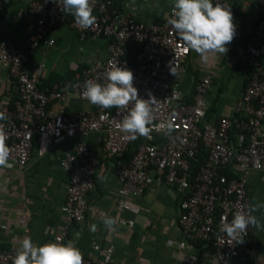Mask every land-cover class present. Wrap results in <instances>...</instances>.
Listing matches in <instances>:
<instances>
[{
	"label": "built area",
	"instance_id": "obj_1",
	"mask_svg": "<svg viewBox=\"0 0 264 264\" xmlns=\"http://www.w3.org/2000/svg\"><path fill=\"white\" fill-rule=\"evenodd\" d=\"M167 1L166 17L160 22L145 23L130 13L111 9L112 0H89L96 18L94 24L81 29L73 20L70 26L81 33L106 38L107 59L103 64L85 68L68 88L44 90L40 88V74L29 71L27 64L39 48L55 44V29L67 21L69 14L65 15L53 0H31L29 13L36 23L30 36L19 44L0 36V75H8V83L16 92L13 106H0V135L9 148V164L19 167H25L30 160L35 134L43 152L50 145L75 140L73 149L60 162L69 174L62 208L65 219L51 242L64 244L75 222L83 221L88 212L94 211L87 195L95 187L100 160L90 151L85 138L103 131L105 156L117 159V202L121 212L138 214L140 209L132 199L142 196L155 180H163L181 196L178 226L182 235L211 247L213 264H231L233 258L258 252L248 242L253 226L237 237L241 243L221 233L219 227L230 222L235 212L252 209L249 177L264 170V14L249 39L236 45L227 57L226 64L231 69L241 66L251 70L233 114L209 122L206 96L212 76L206 75L198 83L192 102H185L182 90L170 82L184 70L191 49L167 22L172 16L171 0ZM262 10L264 13V0ZM131 43L141 45L132 56ZM112 65L132 71L139 98H155L150 105L149 137L128 140L120 131V122L131 103L122 107L119 114L115 108L96 105L89 111L50 114L49 104L66 101L69 92L87 101L82 96L85 81L106 83L103 74ZM168 122L172 124L171 133L156 127ZM135 141H140L136 154L127 160L124 155ZM201 146L208 151V158L198 171H193V160ZM224 170L236 176L229 178ZM119 223L132 227L135 221L120 217ZM15 253V248L0 245V264H12ZM114 253V244H109L99 258L82 256L83 264H115Z\"/></svg>",
	"mask_w": 264,
	"mask_h": 264
},
{
	"label": "crops",
	"instance_id": "obj_2",
	"mask_svg": "<svg viewBox=\"0 0 264 264\" xmlns=\"http://www.w3.org/2000/svg\"><path fill=\"white\" fill-rule=\"evenodd\" d=\"M31 0H0V36L15 44L25 41L32 33L36 19L29 13ZM226 3L233 14L236 35L227 45L226 54H212L207 62L191 50L185 61L184 70L171 79V83L189 99L199 81L206 75L212 76V85L207 93L208 107L215 116H231L236 102L246 88L251 70L238 66H227V57L234 46L245 43L260 19L262 0H219ZM122 12L130 13L145 23L162 21L169 10L167 0H116ZM56 42L42 46L30 58L27 68L38 72L44 87L60 85L59 80L74 76L73 71L103 64L107 59L106 38L81 33L69 24L56 27ZM41 63L44 64L41 67ZM59 78L51 81V77ZM40 82V84H41ZM63 83V82H62ZM64 85V86H63ZM62 89L68 88L64 83ZM44 88V89H45ZM61 89V88H60ZM16 92L8 83V75H0V102L10 104ZM95 105L69 92L66 101L49 104V112L93 110ZM218 119V118H217ZM106 135L103 131L93 132L85 138L90 151L100 160L95 173V187L88 193L87 200L94 211L74 226L65 243L72 240L82 256L99 258L104 248L114 244L115 264H213L212 249L205 243L186 239L179 231L180 194L167 186L163 180L154 183L132 203L140 212H121L117 197L118 177L115 173L116 157L107 158L104 153ZM74 139L50 145L42 151L39 141L34 144L31 157L25 167L0 166V245L17 248L22 239L30 238L39 246L51 242L64 223L62 210L66 199L69 174L60 162L66 152L74 147ZM248 194L253 215L261 228L253 226L248 242L258 249L253 255H242L231 260V264H264V170L249 177ZM105 217L114 218L109 231L103 224ZM133 219L134 226L119 223V218ZM95 231H90L92 225ZM79 232V237L76 232Z\"/></svg>",
	"mask_w": 264,
	"mask_h": 264
},
{
	"label": "clouds",
	"instance_id": "obj_3",
	"mask_svg": "<svg viewBox=\"0 0 264 264\" xmlns=\"http://www.w3.org/2000/svg\"><path fill=\"white\" fill-rule=\"evenodd\" d=\"M66 15L70 14L81 29H87L95 22V16L89 6V0H53ZM62 4V7H61ZM172 16L168 23L184 41L187 48L199 54L202 61L207 62L212 54H226L227 45L236 35L233 14L226 3L219 0H171ZM175 74V69L170 68ZM106 83L94 80L85 81L82 96L90 104L103 109L115 108L119 114L122 107L129 103L132 107L123 116L119 129L125 133V139L135 140L137 136L149 137L152 131V109L155 98L149 95L147 100L138 97V90L133 85V73L126 67L110 66L104 72ZM166 133L172 132V124L161 123L156 126ZM0 166L9 167V148L5 138L0 135ZM258 207H264L259 205ZM249 212L237 211L228 223H221L219 231L229 238L237 239L248 226L261 228L258 219ZM115 220L105 217L103 224L111 231ZM93 224L90 231H95ZM79 232L76 236L79 237ZM237 243H241L237 239ZM12 264H83L80 250L72 240L61 244L48 242L35 245L30 238L21 240Z\"/></svg>",
	"mask_w": 264,
	"mask_h": 264
},
{
	"label": "trees",
	"instance_id": "obj_4",
	"mask_svg": "<svg viewBox=\"0 0 264 264\" xmlns=\"http://www.w3.org/2000/svg\"><path fill=\"white\" fill-rule=\"evenodd\" d=\"M111 9H117L118 11H122L118 7V5L116 4V0H112V7H111ZM263 14L264 13H261L260 19L263 17ZM260 19L257 21L256 25L259 23ZM73 20H74V18L72 17V15L69 14L68 15V18H67V21L65 23H67V24L70 25ZM129 47H130V54L129 55L132 56L135 51H137V50L140 49L141 45L140 44H136V43H133V44L131 43V44H129ZM83 71H84V69H77V70L73 71L74 76L68 77L67 80H65V79L62 78L61 79V82H60L59 78H53L54 76H52L50 78L51 81H53L54 79H57V81L59 80L60 85H57V84L54 85V83H53V84H51V85L48 86V89H46L44 87V84H42V82H41L40 88L41 89H44L45 88L44 90H51V89H54V88H57V89H60L61 88L62 89L61 86L64 83L65 84L68 83L70 85V84H72L73 81H75L76 79L80 78L82 76V74H83ZM250 73H249V75H250ZM198 83L195 84V87H194V89L192 91V94L190 95V98L189 99H184L185 102H192L194 100V96H195V93H196V86L198 85ZM13 104H14V99L11 101L10 106H13ZM1 105L2 104L0 102V106ZM214 112H215L214 107H208V105H207L206 118L208 120H210L211 117L214 115ZM215 118L218 121L221 118V116H218V117L215 116ZM217 121H215V122H217ZM232 136L234 137V133H232ZM33 142H34V144H37L38 143V135L37 134L34 135ZM139 144H140V141H135L134 143H132L131 146L129 147V150L125 153L124 158L127 159V160H131L134 157V155L136 154V151H137V148H138ZM207 158H208V151L206 150V148H204V146H201L199 148L198 153L195 155V158L193 160L192 170L193 171H198L201 168V166L206 162ZM224 172L227 173V176L229 178H232V177L236 176L234 172H230L229 170H224ZM78 223L79 222H75L74 226L78 225ZM199 243L201 244L202 241H200ZM201 245H203V244H201Z\"/></svg>",
	"mask_w": 264,
	"mask_h": 264
},
{
	"label": "rangeland",
	"instance_id": "obj_5",
	"mask_svg": "<svg viewBox=\"0 0 264 264\" xmlns=\"http://www.w3.org/2000/svg\"><path fill=\"white\" fill-rule=\"evenodd\" d=\"M170 82H171V80H170Z\"/></svg>",
	"mask_w": 264,
	"mask_h": 264
}]
</instances>
